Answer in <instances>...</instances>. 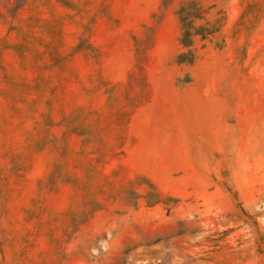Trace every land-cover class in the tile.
Wrapping results in <instances>:
<instances>
[{
    "label": "rangeland",
    "instance_id": "rangeland-1",
    "mask_svg": "<svg viewBox=\"0 0 264 264\" xmlns=\"http://www.w3.org/2000/svg\"><path fill=\"white\" fill-rule=\"evenodd\" d=\"M0 264H264V0H0Z\"/></svg>",
    "mask_w": 264,
    "mask_h": 264
}]
</instances>
